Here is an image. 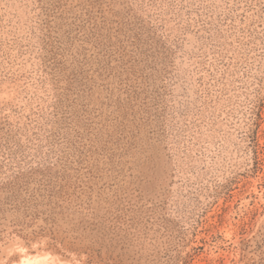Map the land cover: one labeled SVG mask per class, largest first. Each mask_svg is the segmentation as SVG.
<instances>
[{"label": "rangeland", "instance_id": "374dc122", "mask_svg": "<svg viewBox=\"0 0 264 264\" xmlns=\"http://www.w3.org/2000/svg\"><path fill=\"white\" fill-rule=\"evenodd\" d=\"M0 264H264V0H0Z\"/></svg>", "mask_w": 264, "mask_h": 264}]
</instances>
